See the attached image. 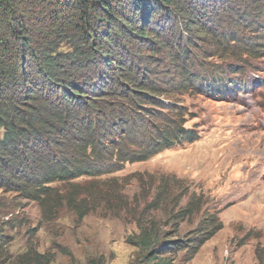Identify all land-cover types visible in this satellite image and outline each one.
<instances>
[{
	"label": "rangeland",
	"instance_id": "374dc122",
	"mask_svg": "<svg viewBox=\"0 0 264 264\" xmlns=\"http://www.w3.org/2000/svg\"><path fill=\"white\" fill-rule=\"evenodd\" d=\"M108 1L92 9L77 0H16L21 30L0 27L27 70L2 89L0 140L21 117L48 120L40 139L30 127L19 130L17 149L1 152L2 168L17 176L35 173L41 159H60L105 172L51 183L42 199L0 181V264H31L35 253L48 264H157L165 256L173 264H263L264 0H153L147 20L148 7L143 20L134 14L143 0ZM125 17L149 35L134 33ZM89 30L91 59L77 68L69 59V74L54 83L24 54L29 44L39 59L45 50L65 57L85 47ZM172 126L192 133L146 160H128ZM93 140L95 148L85 146ZM186 208L193 212L183 217ZM212 219L221 229L192 258L137 245L144 228L162 240L174 232L187 238Z\"/></svg>",
	"mask_w": 264,
	"mask_h": 264
},
{
	"label": "trees",
	"instance_id": "16d2710c",
	"mask_svg": "<svg viewBox=\"0 0 264 264\" xmlns=\"http://www.w3.org/2000/svg\"><path fill=\"white\" fill-rule=\"evenodd\" d=\"M16 0H0V27L3 24V28L9 32H17L21 30L23 24L21 23V19L19 20L17 15H15V9L16 5L18 3L15 2ZM79 3L78 7H98L97 3L102 4V7L105 8L106 5L110 7L111 2L108 0H77ZM153 0H143V3L139 9H135V16L138 15L142 19L143 13H142V8L145 9V7H148L147 10H145L144 17L147 20L148 18V12L151 7H149L152 4ZM159 2H165L168 4L173 3V0H158ZM105 5V6H104ZM134 5V4H133ZM137 4L135 2L134 7H136ZM133 7V8H134ZM108 14V22H112L115 24V28L119 27L118 24L113 20L114 17L113 14ZM19 18H21L19 16ZM123 22L127 24L129 28L134 30V33L140 34L143 38H146V36L149 35V33L146 32L145 29L136 27L134 26V23L132 20H130L129 17H125V19H121ZM143 20V19H142ZM80 27V26H78ZM117 30V36H121L125 34V30L122 29H116ZM129 29H127V32ZM87 34L85 35L88 37L85 40V47L80 49V45L76 46L74 51L71 54H68L65 57H59L58 55L53 56L52 54L46 52L42 53L41 59H39V55L32 51L31 48H29V44L24 46V54L26 55L27 60L32 59L34 61H38L39 69L40 72L44 74V79L45 77L47 80L51 83H54L56 80V75L58 73L67 75L69 74L68 70L65 69V64L70 60L72 68H77V67H84L86 65V61L91 59V56L89 57V51L85 50L87 48V43L90 44L92 41H90V38L92 37V34H90V30L86 32ZM109 34L104 31V35ZM21 38V37H18ZM113 39V38H112ZM113 42H118L116 38L112 40ZM48 45L51 48H54L53 42L49 41ZM21 48L16 46L13 43L4 42L3 38H0V113L2 111L5 112V110L1 107L2 106V99L5 97L2 93V89L5 92L10 91L13 86L16 84L20 83L24 75L26 74V63L25 59L23 58V55H21ZM69 55H73L74 57L72 58ZM18 56V58H17ZM67 57V58H66ZM77 57V58H75ZM40 60V61H39ZM32 66H35V64H32ZM28 82H31L30 78H27ZM46 81V80H44ZM74 85V83H71ZM149 86H144L142 88H146ZM152 89V88H150ZM12 90V89H11ZM76 91V90H75ZM64 95L67 97H70V92L66 89L63 91ZM151 93H154V91H151ZM32 95V94H30ZM153 94H151L152 96ZM7 115V112H6ZM19 126L15 130L12 127H8L7 132L5 133V136L3 139L0 140V181L1 185L5 186L8 183L14 185L17 187V190L19 191H24L26 193H29L33 197H41L42 195H49L47 194L48 190L50 189L51 186L49 184L57 182V181H69L71 179H76L79 178L83 175H90V176H96V175H102L105 172H100L98 169H86L83 167L81 162L79 160H75L74 162L67 163L63 160L58 159L56 162H51L50 159H41L40 160V167L37 168L35 173H28L26 172L23 175H15L14 172L9 171L7 168L3 169V165L1 164L3 155L1 152L4 150H7L8 152H13L17 149L18 145V140L16 138V135L19 136L20 133L19 130H22L25 126L30 127L28 128V135H31L35 139L39 137V134L42 133L43 130L47 131L48 128V120L45 119L41 121H31V119L26 120L24 117L19 118ZM9 125V124H8ZM2 125L0 124V127ZM41 127V128H38ZM77 129V127H75ZM74 128V129H75ZM172 130L170 129L169 132L166 134H158L157 137L153 138L152 142L145 147V150L139 157H136L135 154H128V160L131 161H137V160H146L159 152L163 151L164 149H168L174 145L175 139H177L179 136L183 137V135L190 134L192 133L191 130H179V128H176V126L171 127ZM81 129H77L76 131L73 130L72 136L70 137L71 139L75 138V135L80 134ZM20 133V134H19ZM78 133V134H76ZM182 133V134H181ZM189 136V135H188ZM40 139V138H38ZM40 144V142H39ZM47 145V144H46ZM70 145V144H68ZM92 146L93 148L96 147L95 140L93 141H88V144L85 146ZM120 151H124L122 148L118 150L119 154L121 153ZM126 153V152H124ZM96 153L93 152V156ZM99 154V153H98ZM125 154V155H127ZM91 155V154H89ZM98 156V155H97ZM17 158V157H16ZM16 160V159H14ZM3 169V170H2ZM183 217H185L188 214H191L193 212L192 209L186 208L184 211ZM222 227L221 222H215V220L209 221L203 231L198 234L194 235L191 237L187 238H181L177 237L174 232V234H171L168 236V239L162 240L160 239V234L158 231H155V233H152L149 229L144 228L142 230V233L138 235V242L137 245L142 246L144 249H147V251L150 253L153 250V247L156 243L160 244L166 252H172V253H177L180 251L186 250L187 252L190 251V258H192L196 252L200 249V247L208 241L210 238H212ZM176 237L175 239H173ZM4 243L3 236H0V247ZM30 258L28 261L31 264H48L50 262V258H47V255L45 254H38L35 253V255L29 256ZM260 258L264 264V247L262 248V253L260 254ZM27 263V262H26ZM87 264H106L103 258H93L87 262ZM146 264H153L152 260L147 261ZM157 264H173L171 262V259L167 256H165L163 259H161L160 262Z\"/></svg>",
	"mask_w": 264,
	"mask_h": 264
}]
</instances>
